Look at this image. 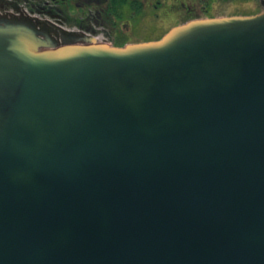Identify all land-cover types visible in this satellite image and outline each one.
<instances>
[{
	"label": "water",
	"instance_id": "obj_1",
	"mask_svg": "<svg viewBox=\"0 0 264 264\" xmlns=\"http://www.w3.org/2000/svg\"><path fill=\"white\" fill-rule=\"evenodd\" d=\"M15 10L0 264H264V11L117 47Z\"/></svg>",
	"mask_w": 264,
	"mask_h": 264
},
{
	"label": "flooded vegetation",
	"instance_id": "obj_2",
	"mask_svg": "<svg viewBox=\"0 0 264 264\" xmlns=\"http://www.w3.org/2000/svg\"><path fill=\"white\" fill-rule=\"evenodd\" d=\"M3 1V6L0 7L1 15H20V12L15 10L16 8L21 9L23 12L27 11L18 4L19 0ZM54 1L58 2L59 0ZM111 1L112 0H71L75 6L79 7L78 5H80V9L86 8V5H94L96 10L95 12L89 11V13H87V20L93 19V21L98 24L104 21L105 25L109 26V28L112 25L105 20L107 19L106 12L109 11V4ZM256 2L263 11L264 0H144L140 4L131 2V7H136L135 9L130 8L132 16L127 18V16L121 15V21L132 22L131 19L135 18L133 19L135 24H130V26L136 27L143 33L150 34L151 37H154L152 40H157L162 38L172 28L194 19L248 16L260 13L262 11L256 13L234 11L240 8L250 9ZM27 4H30V1H28ZM48 5V0H36V2L29 5L30 8L27 12L41 18H46L50 16L48 10H46ZM54 21H57V19ZM81 29H85L83 31L93 34L98 32L91 26L84 24L81 25Z\"/></svg>",
	"mask_w": 264,
	"mask_h": 264
},
{
	"label": "rangeland",
	"instance_id": "obj_3",
	"mask_svg": "<svg viewBox=\"0 0 264 264\" xmlns=\"http://www.w3.org/2000/svg\"><path fill=\"white\" fill-rule=\"evenodd\" d=\"M28 1H30V4L33 2H36V0H19L18 4L25 10H29L30 4H27ZM38 1V0H37ZM63 0H59L58 2L54 0H48L49 5L48 7L53 8L54 12L56 13L57 16L53 19L51 16H47L50 21L55 23V19L57 20H62L64 22V27L68 30L72 31H78L81 28V25H88L91 26L93 29L97 30L96 36L98 37L100 42L103 43H109V44H114L115 42H128V43H137V42H148V41H153L152 39L154 37H151L150 34L148 33H143L141 30H138L136 27L130 26V24H135L133 19H131L132 22L125 21L120 23L118 26H107L105 25L104 21H101L98 23L94 22L93 19L87 20V13L89 11H94L96 10L94 5H86V8L80 9L79 7L75 6L74 3H62ZM144 0H123L121 1V8L119 17L121 15L127 16V18L131 15V10L135 9V7H131V2H137L141 3ZM27 2V3H25ZM77 3V2H76ZM234 11H239V12H247V13H256L262 11V8L258 3H254V5L250 8H240L236 9ZM134 17V16H133ZM44 19V18H41ZM98 24V25H97Z\"/></svg>",
	"mask_w": 264,
	"mask_h": 264
},
{
	"label": "trees",
	"instance_id": "obj_4",
	"mask_svg": "<svg viewBox=\"0 0 264 264\" xmlns=\"http://www.w3.org/2000/svg\"><path fill=\"white\" fill-rule=\"evenodd\" d=\"M121 1H123V0H112L111 2H110V5H109V11H107L106 12V22H108V23H112V17H113V15H115V16H117L119 13H120V9H119V7L121 8L122 6H121ZM46 10H48V12H52V11H54V9L53 8H50V7H47V9ZM118 44H119V42H118ZM123 44V43H122Z\"/></svg>",
	"mask_w": 264,
	"mask_h": 264
}]
</instances>
